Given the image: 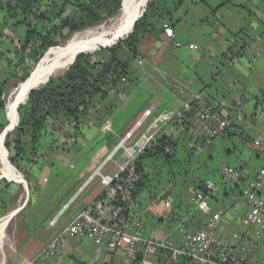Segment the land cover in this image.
Wrapping results in <instances>:
<instances>
[{
	"label": "trees",
	"instance_id": "obj_1",
	"mask_svg": "<svg viewBox=\"0 0 264 264\" xmlns=\"http://www.w3.org/2000/svg\"><path fill=\"white\" fill-rule=\"evenodd\" d=\"M126 1L0 0L2 24H11L15 29L22 26L25 30L8 36L5 32H0V134L11 124L6 119L4 100L10 83H25L40 67L51 49L61 46L73 34L115 19ZM186 2L187 0H149L144 16L135 24L133 31L132 27L129 28L118 40L99 51H83L63 75L51 77L44 87L28 93L29 97H25V103L18 108L19 125L5 137L4 145L9 152L10 164L23 175L31 190L33 166H41V162L49 158L54 150H58L52 144L45 153L42 152L44 138L62 133L64 143L60 148L65 149L85 125H100L101 130L107 132L103 124L109 120H112L114 126L124 124L141 94L136 93L143 76L139 66L143 64L142 61L151 60L150 52L157 43L164 39L170 40L165 36L163 27L170 24L174 29V26L184 20L188 13ZM243 32L231 35L228 41L233 38L243 42L246 39ZM244 45L246 44L243 42L242 50ZM27 62H32L33 67L28 68ZM236 81L238 85L242 84L239 80ZM234 83L232 87L239 88ZM108 98L111 102H108ZM259 105H264V95L258 97L257 106ZM259 113L260 109L256 114ZM228 118L233 131L236 125H233L229 116ZM113 125L111 124L112 128ZM68 127H73V131L68 130ZM175 129L179 131L177 125ZM232 131L221 139L237 135L236 131L234 134ZM107 134L105 139L110 141V147L120 142H115L114 135L109 131ZM246 140V143L252 142L248 135ZM168 146L173 148L172 156L165 152ZM201 153L203 151L196 153L189 150L183 134L171 138L160 136L138 159L137 171L141 180L126 204V215L131 213L135 203L142 200L148 189L149 196L152 197V183H167L162 178L166 171L168 173L164 176L168 177V183H176L174 166L191 162L200 157ZM187 174L188 171H185V175ZM206 181L199 179L194 182L196 188H201ZM32 196L33 193L28 204ZM167 196H171V193L165 197ZM15 197V194L9 196L8 208L16 202ZM5 200L2 199L3 202ZM160 221L163 222V219ZM200 228L201 225L195 227L196 230Z\"/></svg>",
	"mask_w": 264,
	"mask_h": 264
},
{
	"label": "crops",
	"instance_id": "obj_2",
	"mask_svg": "<svg viewBox=\"0 0 264 264\" xmlns=\"http://www.w3.org/2000/svg\"><path fill=\"white\" fill-rule=\"evenodd\" d=\"M221 1L222 4L213 12L219 27L211 26L208 18L205 23H201L202 31L198 36L208 37L206 49L199 39L195 40L196 42L189 40L188 35L181 31L188 24L186 16L180 24L174 26L175 40L171 42L164 39L157 43L150 52L151 60L142 61L140 67L143 76L140 80L141 86L136 92L141 94L136 107L122 125L114 126L112 120H109L116 136H122L120 140L137 124L142 113L148 108L154 107V114L142 127H146V130L141 128L136 133L135 140L149 130L159 113L178 107L179 100L175 91L178 87L187 85L193 92L206 96L231 118L233 125H236L233 131H236L244 143L247 142L245 133H254L255 159H260V155L264 154V139L260 145L255 144L264 128V105L257 106L258 97L264 95V0H235L237 4L232 5L233 9L228 7L229 3L225 2L227 0ZM241 31H244L243 35L246 37L243 41L245 48L239 57V64L229 66L223 60L225 47L229 45L228 39L231 35ZM178 37L185 42L180 41ZM176 43H180L181 47L177 48ZM205 52H209V56L212 54L211 57L215 59L217 52H221L220 62L225 65V69L219 67L212 59L207 61ZM200 66L203 69H199ZM238 79L247 83L242 84L240 88L232 87ZM258 109L261 113L256 114ZM243 125L247 126L246 129ZM254 125L263 126L259 131ZM72 128L68 127V130L73 131ZM107 132L101 130L100 125H85L65 149L60 148L64 143L60 132L43 139L42 152L45 153L52 144V147H58V150H54L49 158L41 162V166H33L31 202H25L13 209H21L9 222L10 224L19 216L15 226V246L0 264H27L83 208L99 199L103 187L99 178L92 179V176L116 145L110 147V141L105 139ZM213 149L214 145L200 155L206 154L208 159H213ZM237 161L240 168L244 162ZM113 166L115 165L109 164L104 172H113ZM257 169L260 168L254 167L251 171ZM12 187H15V184L0 182V219L13 211L9 210L2 216L10 209L9 196L14 194ZM62 211L64 212L57 226L50 227L49 223ZM89 241L93 243L90 239ZM87 242H69L60 256L39 264H67L69 260L89 263L96 247L94 243L91 245ZM103 263L124 264V258L120 253L104 256Z\"/></svg>",
	"mask_w": 264,
	"mask_h": 264
},
{
	"label": "built area",
	"instance_id": "obj_3",
	"mask_svg": "<svg viewBox=\"0 0 264 264\" xmlns=\"http://www.w3.org/2000/svg\"><path fill=\"white\" fill-rule=\"evenodd\" d=\"M163 28L168 39H175L170 24ZM228 44L224 63L237 65L243 43L232 38ZM175 46L179 48L181 44ZM234 84L239 86L237 81ZM175 94L179 106L159 113L149 130L135 140L136 133L152 118L155 108L142 113L137 124L112 148L92 176V179L99 178L103 187L99 199L83 208L27 264L43 263L60 256L71 240L85 237L97 245L92 260L86 264H105L104 256L117 253L123 255L124 264H264V259L258 258L264 251V168L251 171L247 161L240 168L227 167L223 173L224 182L231 181L232 187L242 188L238 199L221 207L196 233L180 243L169 237L144 238L139 215L133 210L126 215V204L141 180L138 159L160 136L171 138L183 134L189 150L199 153L232 131L228 116L203 94L193 93L187 85L178 87ZM176 125L179 131L174 133ZM103 128L111 131L110 125ZM263 139L264 128L255 144L260 145ZM165 152L170 156L174 154L171 146L166 147ZM109 164L117 167L113 174L104 172ZM218 194L219 187L207 180L192 202L210 215L212 209L208 203L215 201L218 205ZM223 196L230 199L233 190L224 189ZM63 212L49 223L50 227L57 226ZM230 226H236L237 231L228 233L223 228ZM103 245L105 253L101 249ZM69 264L82 263L71 260Z\"/></svg>",
	"mask_w": 264,
	"mask_h": 264
},
{
	"label": "rangeland",
	"instance_id": "obj_4",
	"mask_svg": "<svg viewBox=\"0 0 264 264\" xmlns=\"http://www.w3.org/2000/svg\"><path fill=\"white\" fill-rule=\"evenodd\" d=\"M222 2L223 1L221 0H204V1L203 0H187L185 7L187 8V11H188L187 13L188 15L186 18L188 24L185 28H182L181 31L188 35L189 40L195 41L199 39L200 42L204 44L203 48L204 49L207 48L206 45L209 40L208 37L198 36L199 35L198 33L202 31L201 23H205L206 18H208V21L211 26H214L215 28L219 27L218 21L215 19L213 12L217 10V7L220 4H222ZM225 2L229 3L228 7L230 9H233L232 5L237 4L235 0H227ZM2 20H3V16H0V32L1 33L5 32L7 36L16 31L17 33H22L23 31H25L24 28H22V26L17 27V29H15V28H12L11 24H2ZM113 20L101 26L93 27V28H90V29H87V30H84L78 33H83L88 30H96L101 27H109L110 25H112ZM262 29H264V27ZM1 33H0V36L2 35ZM74 35L75 34H73L69 39H71ZM178 39L182 41L179 37ZM182 42H185V41H182ZM65 43H63L62 45H64ZM105 46H98L94 50L99 51L100 49L105 48ZM218 52H217L218 55L216 59L214 57H211L212 54H210L209 56V52H205L204 54L207 57V61L209 59H212L218 63L219 67L225 69V65L222 62H220L221 52L220 53ZM27 67L32 68L33 63L27 62ZM199 69H203V68L200 66ZM35 72L36 70L33 72V74ZM243 82L241 80L242 84L247 83V81H243ZM16 83H17V87H15ZM241 85H239V88L241 87ZM19 86H20V83H18L17 81H12L6 93V95L8 94L7 97L9 98L11 94L9 92L16 91ZM6 95H5L6 99L4 98V100H5L6 107H7L6 101L8 100V98L6 97ZM108 102H111L110 98H108ZM251 113L253 114V111ZM255 121L257 122L258 120L256 119ZM103 125H110V129L112 128L111 124L108 121L105 122ZM243 126H244V129H246L247 126L246 125H243ZM262 126L263 125H254L255 129L257 130L259 129V131ZM145 128L146 127L142 128V130L145 131L146 130ZM174 130H175L174 133L177 132V129H174ZM109 132L114 135V138L116 139L115 142L120 141V138H122V136L121 137L116 136L115 132L112 129ZM234 133L235 132L233 131V134ZM245 134L250 136V141H252L251 143H244L240 137H238L237 135H232L230 138L219 139L213 143L214 149L211 153V155H213V159H208L207 155L203 154V155H200V157L194 158L191 162L176 164L174 166V172L177 174L176 175L177 180L175 181L176 183L174 184L168 183L169 182L167 179L168 177L164 176L168 173V171H166L165 174L162 176V178L167 183L162 182L159 184L157 182H154L151 184L150 187L152 188L151 190L153 192L152 197L149 196L150 189H148L146 192H144L142 200L136 202L133 208V211L135 212V214L137 215L139 214V219L141 220L143 224L141 230H142V234L144 238L152 239V238H157V237H162V238L169 237L175 242L180 243L186 240L187 236L196 233L198 230H196L195 227L198 225H201L202 227L211 218V216L214 213H217L221 210V207L228 205L231 200L235 201L238 199V197L240 196L242 192L241 190L242 188L232 187L231 181L224 182L223 173H224L225 168L227 167L237 168L239 166V163L237 160L239 161L243 160L242 162H246V161L250 162L253 168L254 167L260 168V169L264 168V154L262 153L260 155V159H255L256 158L255 156L256 154L254 150L255 146L253 145L254 143L253 140L255 137L254 133L248 132L247 134L246 132ZM7 153L9 154L8 151ZM8 159H9V155H8ZM252 167L250 166V170H253ZM112 168H113L112 169L113 172L109 174H113L115 171H117V167L113 166ZM260 169H257V170H260ZM185 171H188L187 175H185ZM3 177L4 175L0 171V182L15 184V187H12V191L16 195L15 197L16 202L14 203V205L3 213L6 215L9 212V210L18 208L21 205H23L25 202L28 203L31 197V193L33 192L30 189L23 175L22 177L25 180V185L21 184L18 181L14 182V180H11L10 178H6V177L3 178ZM199 179H206L208 181H213L215 185L219 187V194L217 197L218 205L216 204L215 201H210L208 203L212 209V212L210 215L204 214L201 207L192 202V199L200 191V188L198 187L196 188L195 186L196 183H194L198 181ZM224 189L233 190V196H231L230 199L225 198L223 196ZM168 193H171V196L165 197ZM18 218L19 216H17L9 224L8 228H6V235H7L8 241L6 242L2 250V253L0 254V263L14 249L15 226H16V222L18 221ZM160 219H163V222H161ZM177 220H180V221H177ZM223 228L228 233L237 231L236 226L223 227ZM82 240L88 241L87 243H90L91 245L93 244L89 241V238L87 237L75 238L71 240L70 242L82 241ZM95 247L97 248V245H95ZM101 249L105 253V245L101 246ZM261 257L264 259V251L258 254V258H261ZM69 261L67 262V264H69Z\"/></svg>",
	"mask_w": 264,
	"mask_h": 264
},
{
	"label": "bare ground",
	"instance_id": "obj_5",
	"mask_svg": "<svg viewBox=\"0 0 264 264\" xmlns=\"http://www.w3.org/2000/svg\"><path fill=\"white\" fill-rule=\"evenodd\" d=\"M145 5L146 0H127L120 15L113 20L112 25L109 27H101L96 30H88L75 34L64 45L49 51L39 69L31 75L30 79L20 85L16 91L9 92L11 93L9 98L7 97L8 94L6 95L8 98L6 101V114L7 118L11 121L10 129L12 130V128L18 125V104H22L26 99L25 97L32 90L44 87L51 77L54 78L63 74L71 66L78 54L83 51L94 50L98 46H105L118 40L125 31H129L128 29L133 27L135 20L141 16ZM5 137L4 134H0V171L4 177L24 183L25 185L22 175L8 161L9 154L4 145ZM15 212L16 210H13L6 218L0 221V254L8 241L6 235L8 225L6 226V224L14 216Z\"/></svg>",
	"mask_w": 264,
	"mask_h": 264
},
{
	"label": "water",
	"instance_id": "obj_6",
	"mask_svg": "<svg viewBox=\"0 0 264 264\" xmlns=\"http://www.w3.org/2000/svg\"><path fill=\"white\" fill-rule=\"evenodd\" d=\"M148 2H149V0H148V1L146 0L145 8L143 9V12H142L141 16L135 20L134 25H133V27H132V31H133V28H134L135 24H136V23H137V22H138V21L144 16ZM122 6H123V5H122ZM48 53H49V52H48ZM74 61H75V60H74ZM73 63H74V62H73ZM29 79H30V78H29ZM29 79H28V80H29ZM28 80H27V81H28ZM49 80H50V79H49ZM49 80H48V81H49ZM27 81H26V82H27ZM26 82H25V83H26ZM47 83H48V82H47ZM47 83H46V84H47ZM22 84H24V83H22ZM22 84H20V85H22ZM35 90H37V89H35ZM32 91H34V90H32ZM32 91H31V92H32ZM31 92H30V93H31ZM28 97H29V95H28ZM28 97H27V98H28ZM24 103H25V102H24ZM24 103H22V104H24ZM19 105H21V104H18V108H19ZM18 108H17V113H18ZM18 118H19V114H18ZM7 120L9 121L8 118H7ZM18 125H19V122H18ZM18 125H17V126H18ZM17 126H16L15 128H12V130H11V129H10V128H11V124H9V126L7 127V129L4 130V131L2 132V134H4V136H7L9 133L13 132V131L17 128ZM5 149H6V148H5ZM9 163H10V162H9ZM10 165H11V164H10ZM14 182H15V181H14ZM20 183H21V182H20ZM21 184L24 185V183H21ZM20 210H21V209H20ZM20 210H17V211L15 212L14 216H15L16 214H18V212H19ZM7 216H8V215H6L5 217H3L2 219L6 218ZM14 216H13V217H14ZM13 217H12V218H13ZM12 218H11V219H12ZM2 219H0V221H1ZM11 219L7 222L6 226L9 224V222L11 221Z\"/></svg>",
	"mask_w": 264,
	"mask_h": 264
}]
</instances>
